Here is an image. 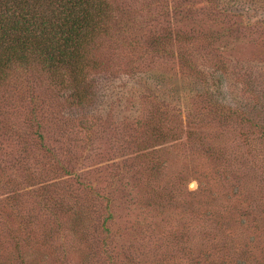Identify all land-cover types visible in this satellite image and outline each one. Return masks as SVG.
Instances as JSON below:
<instances>
[{"label":"rangeland","instance_id":"rangeland-1","mask_svg":"<svg viewBox=\"0 0 264 264\" xmlns=\"http://www.w3.org/2000/svg\"><path fill=\"white\" fill-rule=\"evenodd\" d=\"M112 9L0 81V264H264V0Z\"/></svg>","mask_w":264,"mask_h":264},{"label":"trees","instance_id":"trees-1","mask_svg":"<svg viewBox=\"0 0 264 264\" xmlns=\"http://www.w3.org/2000/svg\"><path fill=\"white\" fill-rule=\"evenodd\" d=\"M113 0H0V81L39 65L52 74L66 67L86 85L88 54L114 16ZM81 101L82 90L73 89ZM76 96V97H75Z\"/></svg>","mask_w":264,"mask_h":264}]
</instances>
